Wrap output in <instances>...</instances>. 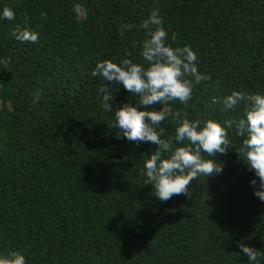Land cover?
<instances>
[{
	"label": "trees",
	"instance_id": "obj_1",
	"mask_svg": "<svg viewBox=\"0 0 264 264\" xmlns=\"http://www.w3.org/2000/svg\"><path fill=\"white\" fill-rule=\"evenodd\" d=\"M4 7L15 18H0V256L19 251L27 264H251L238 242L264 250V201L236 151L244 137L229 129L227 153L212 158L222 172L193 180L190 196L161 201L141 174L157 145L117 139L111 127L115 111L139 96L90 74L104 60L147 67L140 25L158 8L167 43L189 46L211 77L186 105L170 102L173 112L201 126L243 118L246 102L227 109L221 101L233 90L264 94V0H0V13ZM124 25L132 27L122 32ZM26 27L38 42L15 38ZM105 83L110 112L98 91ZM162 126L171 139L178 121Z\"/></svg>",
	"mask_w": 264,
	"mask_h": 264
},
{
	"label": "clouds",
	"instance_id": "obj_2",
	"mask_svg": "<svg viewBox=\"0 0 264 264\" xmlns=\"http://www.w3.org/2000/svg\"><path fill=\"white\" fill-rule=\"evenodd\" d=\"M0 18L13 20L15 13L11 8L4 7ZM130 27L132 25H124L121 31ZM140 27L145 30L140 55L147 62V67L127 58L119 64L104 60L96 63L90 75L102 77L110 84H122L127 92L139 96L135 106L124 103L115 111V122L111 127L117 129V139L127 138L137 144L151 142L157 145L144 160L141 169V174L147 178L146 183L153 185L154 194L161 201H167L174 195L190 196L189 186L193 180L222 172V163L212 158L227 153L231 143L228 130L235 127L236 135L244 137L242 146L236 151L259 178V190L254 188L253 194L264 201V94L233 90L221 102L227 109L246 102L244 116L238 120L223 121V124L208 119L201 126L200 120H189L186 114L173 112L170 102L178 100L186 105L192 98L195 85L211 77L199 72L196 53L189 46L173 48L167 43L168 32L163 27L158 8H153ZM13 34L21 42L36 43L39 39V33L27 27ZM107 85L105 83L98 91L103 93V109L110 112V101L114 98ZM213 102H216L215 99ZM157 104L161 106L159 110H149ZM169 117L178 121V126L173 138L164 139L166 129L162 124ZM205 154L209 158L206 159ZM256 183L255 179L250 181L253 186ZM238 247L251 264H257L259 258H264V250L245 246L241 242H238ZM0 264L27 262L19 251H11L6 256H0Z\"/></svg>",
	"mask_w": 264,
	"mask_h": 264
},
{
	"label": "rangeland",
	"instance_id": "obj_3",
	"mask_svg": "<svg viewBox=\"0 0 264 264\" xmlns=\"http://www.w3.org/2000/svg\"><path fill=\"white\" fill-rule=\"evenodd\" d=\"M78 13L80 16H82V11L80 9L78 10ZM0 107H1V104H0Z\"/></svg>",
	"mask_w": 264,
	"mask_h": 264
}]
</instances>
